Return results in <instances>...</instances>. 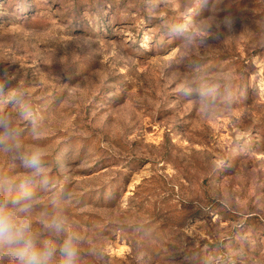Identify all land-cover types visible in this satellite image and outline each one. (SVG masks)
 <instances>
[{
  "label": "rangeland",
  "instance_id": "374dc122",
  "mask_svg": "<svg viewBox=\"0 0 264 264\" xmlns=\"http://www.w3.org/2000/svg\"><path fill=\"white\" fill-rule=\"evenodd\" d=\"M5 73L52 187L3 150L0 176L58 201L82 264H264V0H0Z\"/></svg>",
  "mask_w": 264,
  "mask_h": 264
},
{
  "label": "clouds",
  "instance_id": "9594fccd",
  "mask_svg": "<svg viewBox=\"0 0 264 264\" xmlns=\"http://www.w3.org/2000/svg\"><path fill=\"white\" fill-rule=\"evenodd\" d=\"M233 24L232 16L212 17L203 25L204 39H218L221 33H213V28L230 30ZM13 78L5 73V80L0 81V95L5 91V82ZM24 96L19 88L9 90L10 103L18 106L17 117L31 122L36 132V116ZM14 120L10 113L0 112V150L11 153L33 176H38L42 189H50L52 181L47 174L44 147L33 145L30 150H23ZM32 184V176L19 180L0 176V264H82L81 246L85 240L81 232L59 210L57 200L52 201L51 210L44 209L37 217L39 196Z\"/></svg>",
  "mask_w": 264,
  "mask_h": 264
}]
</instances>
